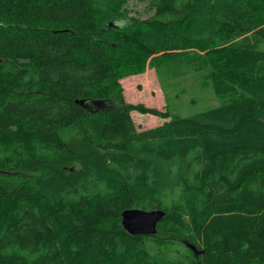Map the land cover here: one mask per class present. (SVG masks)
<instances>
[{"label":"trees","instance_id":"16d2710c","mask_svg":"<svg viewBox=\"0 0 264 264\" xmlns=\"http://www.w3.org/2000/svg\"><path fill=\"white\" fill-rule=\"evenodd\" d=\"M140 1L153 16L0 0V264H172L151 243L173 239L203 252L187 264H264V0ZM176 63L243 96L173 120L126 101L124 79ZM134 209L165 210L159 234L130 235Z\"/></svg>","mask_w":264,"mask_h":264},{"label":"rangeland","instance_id":"374dc122","mask_svg":"<svg viewBox=\"0 0 264 264\" xmlns=\"http://www.w3.org/2000/svg\"><path fill=\"white\" fill-rule=\"evenodd\" d=\"M148 2L140 0H130L129 8L132 10V16L145 19L153 16V13L147 11ZM174 17L164 16L160 20H174ZM255 33L248 35L249 47H254ZM242 41V39L240 40ZM239 41V42H240ZM264 50V45L261 46ZM177 63L170 70L150 69L145 74L132 76L122 81L125 89L126 101L130 104H143L148 108H155L163 112H169V120L179 118H190L196 114L223 106L231 101L237 100L243 96L239 90L238 94L217 95L208 80L206 70L193 74L183 73L178 77L176 71ZM182 70V69H181ZM182 70L181 72H183ZM174 77V78H173ZM133 120L139 130H146L158 127L164 124L165 120L152 115L132 113ZM178 196L167 195L162 198L164 205L168 208L174 201H178ZM156 210V209H155ZM165 211V210H164ZM159 234V233H158ZM174 242L168 245L159 246L151 243L152 248L158 253L163 252L165 260L168 262L186 263V256L193 253L186 247L185 242L173 239ZM165 246V247H164ZM192 250V249H191ZM193 251V250H192ZM189 260V259H188ZM187 260V262H188Z\"/></svg>","mask_w":264,"mask_h":264},{"label":"water","instance_id":"95a60500","mask_svg":"<svg viewBox=\"0 0 264 264\" xmlns=\"http://www.w3.org/2000/svg\"><path fill=\"white\" fill-rule=\"evenodd\" d=\"M114 26L111 24V27ZM166 216V211L156 210H128L123 213V227L132 236H154L158 233V224ZM196 256L203 252L196 246L185 242Z\"/></svg>","mask_w":264,"mask_h":264},{"label":"flooded vegetation","instance_id":"af4514ba","mask_svg":"<svg viewBox=\"0 0 264 264\" xmlns=\"http://www.w3.org/2000/svg\"><path fill=\"white\" fill-rule=\"evenodd\" d=\"M186 245V244H185ZM186 247L192 252V250L188 247V245H186ZM193 253V252H192Z\"/></svg>","mask_w":264,"mask_h":264}]
</instances>
